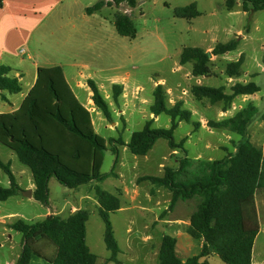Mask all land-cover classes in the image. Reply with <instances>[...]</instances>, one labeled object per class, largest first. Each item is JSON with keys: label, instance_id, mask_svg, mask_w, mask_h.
<instances>
[{"label": "rangeland", "instance_id": "1", "mask_svg": "<svg viewBox=\"0 0 264 264\" xmlns=\"http://www.w3.org/2000/svg\"><path fill=\"white\" fill-rule=\"evenodd\" d=\"M99 0H84V4L93 5ZM226 0H138L134 8H128L125 4L118 7V11L124 13L129 9V15L135 31V38L130 39L119 36L113 27L107 25L101 29L98 21L99 14L81 18V12L73 3L66 0L53 11L43 14L37 26L29 33L25 45L20 44L24 50L23 58L31 57L32 61L25 60L27 65L21 81L22 87L27 88L31 83L35 71L32 64L36 62L40 67H51L57 64L65 66L69 61L89 62L91 72L99 71L92 80L101 84L100 94L109 105L112 120L107 121L98 110L91 111L96 133L102 137L107 145L104 151L101 174L110 173L113 169L115 156L110 151V139L119 137L129 141L131 134L143 128L148 119H152L150 106L153 103L152 92L157 84H161L167 92L166 106L171 108L175 102L181 100L183 108L192 113V121L200 122L203 118L204 128L194 130L192 124L180 122L174 131L173 137L176 143L187 138L183 147L187 156L199 160H219L234 151V144L241 137L226 130H211L207 121L222 120L220 112L224 109L222 102L211 105L208 101L196 100L191 94L193 85L218 88L225 86L226 92H230V86L235 83L254 82L260 91L248 100L241 102L236 100L229 109L232 114L252 102L258 109L257 115L252 119L247 128V138L255 146H260L264 139V10L253 13L242 11L241 0H236L232 10L225 7ZM195 3L200 15L196 18H176L174 9ZM82 11V9H81ZM103 14L117 13L116 9H104ZM97 14V13H96ZM230 40H238L236 50L222 56H211L210 65L214 76L199 78L191 76L192 64L179 65L180 53L185 47H199L208 51L218 43H226ZM98 41V43H97ZM23 45V46H22ZM211 52V50H209ZM243 56L241 76L228 81L224 74L225 66L230 61H236ZM34 72V74H33ZM112 80V82H111ZM72 84V82H71ZM112 84L124 87V94L120 96L118 105L112 99ZM108 98H105L106 95ZM80 102L86 107L84 96L79 97ZM204 101V100H203ZM2 102L0 101V108ZM203 105V107H202ZM240 106V107H239ZM7 108V106H3ZM239 107V108H238ZM5 110V109H4ZM230 116V115H226ZM170 118L161 114L154 118L153 128H169ZM4 149V150H3ZM118 163L114 173L119 177H109L102 183H98L103 190L116 193L117 188L124 194L125 189L132 190L139 176H162L163 168L177 167V158L184 154L177 149L175 152L169 149L166 140L159 139L145 156H135L127 148H118ZM11 153L6 147L0 145V152ZM13 154V153H12ZM12 172L19 178L21 184H25L20 170H24L31 177L28 168L23 166L13 154ZM22 174V175H21ZM7 177L0 169V186L8 187ZM93 184L90 185V189ZM150 184L139 185L138 197L140 203L130 204L123 194L119 196L121 209L110 214V221L119 248L125 251L119 256L122 264H159L158 251L149 249L150 243L158 247V238L162 230L157 226L160 220L159 212L168 206L164 193L153 199L154 203L147 202ZM84 189V188H81ZM80 189V191H81ZM50 197L53 204H61L62 200H72L75 190L61 186L54 178L50 179ZM168 196L170 194H167ZM260 212V232L253 246L254 264H264V189L256 194ZM93 196V195H92ZM22 202L17 205L15 198L7 202H0L2 214H13L5 217L7 222H15L18 219L27 223L41 221L45 213L50 210L37 202H29L21 197ZM142 206H149L142 210ZM89 212L87 222V246L98 257L96 264L107 263L110 252L103 241L104 225L97 213V201L83 205ZM192 209L185 203H179L170 214H175L184 220L189 218ZM161 214V213H160ZM155 215V216H154ZM171 228L166 227L165 233ZM8 235L12 237L9 238ZM149 237V240L145 238ZM178 256L184 260L187 257L197 255L200 250L199 242L187 237V231L180 229L177 234ZM21 233L4 231L0 224V264H5L15 254L21 252ZM131 247L132 251H128ZM186 247H189L186 250ZM49 254L50 249L45 248ZM209 264H225L216 255L207 259Z\"/></svg>", "mask_w": 264, "mask_h": 264}, {"label": "trees", "instance_id": "2", "mask_svg": "<svg viewBox=\"0 0 264 264\" xmlns=\"http://www.w3.org/2000/svg\"><path fill=\"white\" fill-rule=\"evenodd\" d=\"M137 1L99 0L85 8V14L91 15L104 7H118L123 3L134 8ZM235 2L226 0L227 10H232ZM241 8L245 13L262 11L264 0H241ZM199 15L195 3L174 9L176 18L192 19ZM112 23L119 36L135 38L136 31L127 13L118 11ZM238 44V40L218 43L211 52L199 47H185L180 53L179 65L191 63L193 77L214 76L211 56L234 51ZM243 61L240 55L238 60L228 62L224 69L225 76L240 77ZM11 71L10 67L0 65V90L18 94L22 85L18 78L10 75ZM86 84L92 93L95 109L110 122L111 110L97 85L90 79ZM229 90L227 93L224 86L193 85L191 94L196 100L206 99L211 105L222 102L223 111H226L235 97L256 94L260 88L249 81L235 83ZM122 92L120 85L112 86V99L116 105ZM152 97L149 110L153 118L148 119L141 130L133 132L127 143L121 137L109 140L110 151L115 156L114 165L110 173L101 174L107 145L94 130L90 111L76 98L60 66L39 67L36 81L20 107L11 113H0V144L15 153L19 162L30 170L35 185L33 200L48 206L51 178L68 189L91 182L101 183L109 177H117L114 168L119 147L127 148L135 156H146L157 140L164 139L172 152L179 149L184 154L177 158V167L165 166L162 176H140L136 182H149L153 186L151 194L157 188L171 194L170 202L160 218L171 212L177 202H194L195 210L190 215L186 231L192 239L201 243V248L197 255L182 263L176 254V239L164 235L158 254L159 264H209L206 258L211 255H216L225 264H253V245L260 230L255 194L264 189V159L261 148L253 145L246 136L249 124L258 113L257 107L249 102L231 117L209 120L208 128L226 129L241 139L234 144L235 151L222 159L196 160L189 158L183 147L187 138L176 143L173 134L179 122L192 124L194 130L200 127V123L191 120L192 113L183 108L182 101L168 108L165 103L167 93L161 84L155 86ZM1 99L5 100L4 95H1ZM161 114L170 118L169 128L152 127L154 118ZM0 169L9 182L8 187L0 186V202H4L20 195L22 189L8 163L0 160ZM93 189L97 213L104 225L103 241L110 252L107 261L122 264L118 260L120 248L110 221V214L120 209V200L98 185ZM88 220L89 212L86 209H79L66 218L47 215L33 223L16 220L8 225L22 236L21 252L14 264H29L33 257L51 264H96L98 257L86 243ZM45 248L52 249V252L48 254Z\"/></svg>", "mask_w": 264, "mask_h": 264}, {"label": "crops", "instance_id": "3", "mask_svg": "<svg viewBox=\"0 0 264 264\" xmlns=\"http://www.w3.org/2000/svg\"><path fill=\"white\" fill-rule=\"evenodd\" d=\"M65 1L66 0H0V65H4V66L10 67L12 69L10 75L13 76V77L18 78L20 83H21L22 78H23V73L25 74V71H26L25 69H28V68H26L27 65H25L24 61L25 60L26 61L27 60L32 61L31 57H29V56L27 57V59L23 58L24 57L23 56L24 50L22 48H20L21 47L20 44L23 42L24 39L25 40H24V42L22 44L23 45L26 44V42L28 41V38H29L28 37L29 33L37 26L39 20L41 19L42 15L44 13L53 11V9H55L59 5L63 6ZM104 1H110V0H104ZM73 3L80 10L81 18L82 19L84 18L83 20H88V17H94V16H97L99 14L101 21H98V24H99L100 27H102L101 29H105L107 25H109V26L114 28L113 23H112L114 15H112V14H103L102 15L101 12L104 9L112 10L113 8H115L116 11L118 12V7L119 6L118 7H115V6L104 7L101 10H99V11H97V12L91 14V15H87V14H85V8L92 6L90 4L91 2H89L88 4H84V0H73ZM236 4H238L237 1L235 2V5ZM123 5H124V3L121 4L120 6H123ZM238 5H240V4H238ZM240 7H241V5H240ZM81 9H82V11H81ZM125 11L126 12H124V13H127L129 11V9H126ZM41 13H43V14H41ZM114 30H115V28H114ZM115 32H116V30H115ZM97 43H98V41H97ZM209 50H212V49H208V51H206V52H209ZM31 64L33 66V68H31V69L33 71H35V74L33 72V74L35 76H33L31 83L27 85L26 89H24L22 87L21 92L18 93V94H9L6 91H1L0 90V101L3 104V105H1L2 108H0V113H11V112H14L15 110H17L20 107V105H21L24 97L26 96V94L29 92V90L34 85V83L36 81L37 68H39L40 65H38L36 62H33ZM62 65L63 64H57L56 66H60L61 67V69L63 71V74H64V77H65L67 83L69 84L72 92L76 96V98L79 100L80 96H84L85 99H86V104L89 106V108L86 107V105H84V106L88 110H91V111L95 110V107H94L93 102L91 100V94L92 93L90 92L89 88L87 87L86 81L88 79L92 80L94 77H96V74L99 71L98 72L95 71V74H93L91 72V64L89 62H81V61L72 60V61H69L68 63H66L65 66H62ZM50 66H53V65H50ZM196 78L199 79V78H210V77H196ZM233 79L234 78H228V81L232 82L230 80H233ZM71 82H72V84H71ZM111 82H112V80H111ZM95 84L97 85V87H98V89L100 91L101 90V84H99V83H95ZM113 85H115V84H112L111 86H113ZM116 85H119V84H116ZM120 86L122 87V90H123V92L121 94V96H122L124 94V87L122 85H120ZM1 95H4L5 100L1 99ZM253 95H255V94H253ZM253 95L237 96V97L234 98L232 104H234L236 102V100H241V102H244V101L248 100V98L250 96H253ZM108 97H109V95L107 94L105 96V98H108ZM203 100H201V101L202 102L207 101L206 99H203ZM178 101H181V100H178ZM218 103H220V102H218ZM4 104H5V106H7V108L3 107ZM202 107H203V105H202ZM220 114L223 115V117H231L233 115L231 113L230 109H228L226 111L222 110L220 112ZM226 115H230V116H226ZM191 120H192V118H191ZM203 120L204 119L202 118L201 121L199 122L200 123V128H204ZM179 123H178V125H179ZM92 124H93V121H92ZM93 127H94V125H93ZM211 130H215V129H211ZM218 130H226V129H218ZM226 131H228V130H226ZM228 132H230V131H228ZM230 133H233V132H230ZM125 142L127 143V141H125ZM259 145L260 146H257V145L256 146L261 148V150L263 152V159H264V139H263L262 143L259 144ZM123 148H125V147H123ZM234 151H235V148H234ZM234 151H232V153ZM10 152L11 153H5V151H1L0 152V160L3 163H8L10 165V168H11L12 167V161H13V158H14L13 154L15 156H16V154L13 153L12 151H10ZM142 157H145V156H142ZM16 158H17V156H16ZM117 163H118V159H117ZM117 163H116V165H117ZM116 165H115V167H116ZM114 170H115V168H114ZM20 171H21L20 173H23L24 178L27 179L26 180L27 182L24 185L21 184L20 181H19V178L16 177L15 174L14 175H15V178H16V181H17L18 185L22 189V193L20 195L12 196V197H10L9 199H7L4 202H7L8 200H11V199L15 198L17 205H20L21 202H22V198L21 197H25L29 202L34 201L32 196L28 197L27 195H24V191H31V195L33 194V190L35 188V185H34V182H33V179H32V175L30 177V175H28L26 171H24V170H20ZM118 177H119V175H117V178ZM137 178H136V180H137ZM7 183L9 185L8 181H7ZM146 183H149V182H146ZM91 184H93V185H92V187L90 189V185ZM142 184H145V182H141L139 184L136 182L135 187L132 190L125 189L124 194L121 193V191L119 189H117V188H114L116 193H112V192H110V193H112L113 195L117 196L118 198H119V196H121L123 194L124 196H126V198H128L130 204H134V203L137 204V203H140V201L138 199V197L140 196L138 186L142 185ZM95 185H98V183L91 182V183L82 185V186H80V187H78L76 189H71V190H75V192H76V194L74 193L73 199L72 200H62V203L58 204V205L52 203L53 201H52V199L50 197V191H49V205H48V207L50 208V210H48L45 213V217L47 215H58V216H60L62 218H66L69 215L73 214L75 211H77L79 209H84L83 205H86L87 203H90L95 198L94 189H93ZM49 188H50V180H49V184H48V190H49ZM81 188H84V189H81ZM80 189H81V191H80ZM151 189H153V186L150 184V188L148 189V193L149 194H148V199H147L148 201L147 202L154 203L153 199H155L157 196L163 194V192H162L163 188L155 189L154 190V194L150 193ZM261 190H263V189H261ZM257 192H256V194H257ZM167 194H170V193L169 192L168 193H164V195L167 196L166 197V202L167 201L170 202L171 194L169 196ZM256 194H255V205H256L257 215H258L259 224H260V220H261L260 218L261 217H260V212H259V208H258V204H257V198H256L257 195ZM34 202H36V201H34ZM169 202H168V204H169ZM179 203L180 202L176 203V205L174 206V209L178 206ZM181 203L188 204V206L192 209L190 215L194 212L195 205H194L193 201H186V202H181ZM147 207H149V206H146V207L142 206L141 209L144 211V210L148 209ZM166 208L167 207H165L161 212H159L158 215H160V213H162ZM120 209H121V201H120ZM174 209L171 212H173ZM190 215H189L188 219L184 220V219H182L180 217H177L175 214L173 215V214H170V212H168L164 217L160 218V220L158 221V224H157V226L160 227L161 230H162V233H160L162 235L160 236V238H158V243L159 244H157V246L158 245L159 246L155 247L154 244L150 243L149 249L150 250L153 249L154 252L157 250L158 254H159V249H160L162 237L164 235H169V234H163V233H165L164 231L166 230V227H168V228H171V230L167 231L166 233H172V237H174L176 239V254H177V252H178V244H179V240H178L177 234H180V229H182L184 227H185V229H187V227L189 225ZM12 216H14V215L10 214V213L9 214H2V212L0 211V224L3 225L4 231H6V230L11 231V229L8 228V225L12 224L13 222H7L5 220L6 219L5 217H12ZM263 222H264V220L262 221V223ZM86 226H87V223H86ZM260 229H261V226H260ZM259 232H260V230H259ZM8 236H9V238L12 237L11 235H8ZM169 236H171V235H169ZM86 238H87V228H86ZM186 238H188L186 240L189 241L191 237L187 234ZM145 239L149 240L150 238L147 237ZM192 240H194V239H192ZM190 241L187 244V246H189V247L191 246V242H192V241L191 242ZM195 241H197V240H195ZM197 242H199V241H197ZM86 243H87V240H86ZM254 243H255V241H254ZM199 246H201V243L199 244ZM189 247H186V250H188ZM129 248H131V247H128L127 252L128 251H132ZM51 252H52V249H50V253ZM122 252L125 253L124 250L121 251V249H120V253L118 254V260H119V256L122 254ZM18 256H19V254H15L10 260L6 261L5 264H14L16 262ZM177 256H178V254H177ZM157 257H158V255H157ZM187 258H189V257H187ZM186 259L185 258H184V260L181 259L182 263ZM207 259H208V257L206 258V260ZM106 262L110 263L108 261H106ZM252 262H253V252H252ZM29 264H51V263L46 262V261H44V260H42L40 258L33 257L30 260ZM253 264H254V262H253Z\"/></svg>", "mask_w": 264, "mask_h": 264}, {"label": "water", "instance_id": "4", "mask_svg": "<svg viewBox=\"0 0 264 264\" xmlns=\"http://www.w3.org/2000/svg\"><path fill=\"white\" fill-rule=\"evenodd\" d=\"M24 195H27L28 197H31V191H24Z\"/></svg>", "mask_w": 264, "mask_h": 264}]
</instances>
